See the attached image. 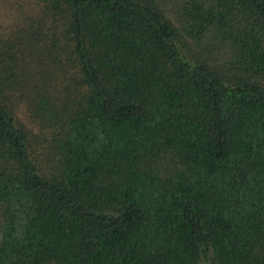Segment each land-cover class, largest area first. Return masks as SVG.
<instances>
[{"label": "trees", "instance_id": "16d2710c", "mask_svg": "<svg viewBox=\"0 0 264 264\" xmlns=\"http://www.w3.org/2000/svg\"><path fill=\"white\" fill-rule=\"evenodd\" d=\"M13 12L0 264H264V0Z\"/></svg>", "mask_w": 264, "mask_h": 264}, {"label": "rangeland", "instance_id": "374dc122", "mask_svg": "<svg viewBox=\"0 0 264 264\" xmlns=\"http://www.w3.org/2000/svg\"><path fill=\"white\" fill-rule=\"evenodd\" d=\"M20 1L23 0H0V26H5L12 20L13 8L16 2L19 3Z\"/></svg>", "mask_w": 264, "mask_h": 264}]
</instances>
